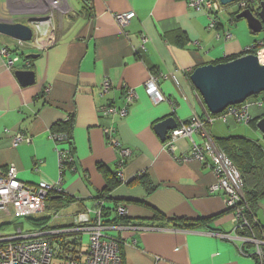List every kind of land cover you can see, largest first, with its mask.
Returning <instances> with one entry per match:
<instances>
[{"label":"crops","instance_id":"crops-1","mask_svg":"<svg viewBox=\"0 0 264 264\" xmlns=\"http://www.w3.org/2000/svg\"><path fill=\"white\" fill-rule=\"evenodd\" d=\"M188 1L91 0L88 12L73 17L71 25L44 50L25 43L29 50L24 51L20 40L0 33V46L7 45L13 55L20 56L8 67L0 53V169L15 164L19 178L28 184L58 181L61 163L57 147L67 149L72 144L73 163L69 168L65 165L62 177L65 193L77 201L65 205L72 210L63 214L64 222L51 221V225L68 226L76 213L95 210L103 200V223L108 234L121 241L125 264H257L254 245L244 247V243H253L239 236L226 194L210 190L217 180L212 168L196 159H176L191 154V139L179 138L178 149L171 153L155 125L169 117L178 125L194 114L212 117L191 81L193 70L245 55L248 48L264 43V27L254 33L247 20L237 17L234 4L210 15L211 11L193 8ZM12 9L10 0H0V20L11 14L12 18L27 16L23 10ZM132 10L136 16L121 28L114 15ZM48 11L46 8L43 18L49 19ZM37 19L33 17L28 24L34 30V41L39 35L32 21ZM44 21L42 28L46 27ZM226 32L231 38L224 37ZM18 70H32L34 81L23 84ZM152 74L159 77L166 98L161 103L145 88ZM105 78L114 86L103 93ZM124 83L138 91V98L128 115L105 116L99 107L123 105ZM250 113L255 118L264 113V107L252 105ZM70 116L74 122L71 143H57L51 130ZM112 121L132 156L120 175L122 181L112 176L106 190L108 181L98 164L116 169L117 150L108 144L104 132ZM235 122L233 116L226 120L215 117L208 128L215 142L230 135L248 137ZM6 129L23 132L31 141L15 147ZM248 135L252 139L256 135L254 139L264 146V135L259 137L256 131ZM113 182L117 183L114 187ZM153 186L155 190L148 193ZM105 190L108 196L100 199ZM46 206L37 217H52L56 209L48 201ZM120 206L126 209L122 216L130 222H114L120 217ZM256 215L264 226V196L256 206ZM202 218L211 219L191 227L179 226L176 221Z\"/></svg>","mask_w":264,"mask_h":264},{"label":"built area","instance_id":"built-area-1","mask_svg":"<svg viewBox=\"0 0 264 264\" xmlns=\"http://www.w3.org/2000/svg\"><path fill=\"white\" fill-rule=\"evenodd\" d=\"M188 5L198 10H209V14L219 12L224 8L220 0H189ZM238 10L257 7L255 0H239L234 3ZM136 16L135 11L116 13L115 20L121 28L130 24ZM41 20L32 21L36 27V34L39 35L35 41L23 42L31 43L40 50L47 49L56 40V27L52 19L45 28H42ZM214 23V21H212ZM220 37L221 35L218 34ZM232 34L226 32L224 37L231 38ZM146 41V38L144 39ZM198 44V43H197ZM256 46V45H255ZM250 47L247 51L255 48ZM0 53L5 59L8 67H13L20 60L19 55L13 52L7 45L0 46ZM261 62H264V46L257 48L255 53ZM159 77L152 74L145 82V88L150 97L156 102L161 103L166 100L159 85ZM113 81L105 78L103 81V93L108 92L113 87ZM124 89V101L122 106L114 104L99 107V111L107 117L113 118L114 115L126 116L132 103L138 98V91L129 85H122ZM101 93V94H103ZM257 105L264 107V94L248 98L245 102L232 105L226 108L221 116L225 120L233 116L238 122L249 123L254 117L250 113V107ZM215 117L202 118L199 114H194L190 119L181 122L176 128L172 129L165 141V147L174 153L178 149L177 141L181 137L190 138L192 150L190 155L179 156V162L196 159L209 165L216 175V182L210 187L213 192L222 191L227 197V206L232 209L234 214L235 226L249 225L245 217V211L249 208L243 192V179L239 169L231 158L219 147L212 138L207 124H212ZM12 139V144L18 147L21 143L30 142V137L23 132H12L6 129ZM104 132L108 139V144L117 150L116 168L122 175L126 162L132 156V150L126 147L117 136V127L114 121L106 127ZM196 135L199 140H196ZM51 138L57 143H68L64 133L51 132ZM61 163V177L58 181H41L37 184H28L19 178V170L15 164H10L6 169H0V218L6 223L7 217L14 216H36L47 208V198L51 193L57 195L64 193L63 171L67 162L73 161L71 149L57 147ZM104 202L99 201V207L95 210L86 209L76 213L71 219V223L65 227H36L33 230L23 231L18 228L14 233L5 234L0 226V264H123L121 253V241L112 237L107 232V227L103 223ZM126 213L123 206L118 207V215ZM58 211H54L52 218H57ZM52 221V220H51ZM4 222L0 225L4 224ZM236 228V229H237ZM85 235L88 240L85 241ZM241 236V238L252 242L254 245V256L257 264H264V233L257 238L255 234L251 236Z\"/></svg>","mask_w":264,"mask_h":264},{"label":"water","instance_id":"water-1","mask_svg":"<svg viewBox=\"0 0 264 264\" xmlns=\"http://www.w3.org/2000/svg\"><path fill=\"white\" fill-rule=\"evenodd\" d=\"M224 6L239 0H220ZM238 18L247 20L254 32H261L264 27V0L260 3L259 11L250 8L241 10ZM0 33L14 39L28 42L33 39V28L25 23L0 20ZM37 57L38 54H29ZM17 75L23 84L34 81L35 73L31 70H18ZM191 81L199 91L208 110L220 114L229 106L238 105L248 98L264 93V62L258 55L248 53L227 62L208 63L195 68ZM173 117L160 121L155 128L161 139L165 141L169 130L177 127ZM258 129L264 135V116L258 121Z\"/></svg>","mask_w":264,"mask_h":264},{"label":"trees","instance_id":"trees-1","mask_svg":"<svg viewBox=\"0 0 264 264\" xmlns=\"http://www.w3.org/2000/svg\"><path fill=\"white\" fill-rule=\"evenodd\" d=\"M90 1L91 0H88L86 2V4L88 5V9L91 8ZM258 7H259L258 9L253 7H251V9L257 12L260 9V5ZM240 11L241 10H238L236 15ZM258 46L259 45H256L254 49L250 51H246L245 53L246 54L256 53ZM235 58L237 57L225 58L223 60H219L213 63L217 64L220 62H227ZM255 96H251L250 98ZM222 113L220 114L211 113V116L217 118L218 116H221ZM263 116L264 113L259 116H256L251 122V124L255 128H258V121ZM73 124L74 122L72 120V117L70 116L69 120L58 123L57 126H55L51 130V132L64 133L67 142L71 143ZM207 127L210 128V124H207ZM216 142L224 150V152L231 158L233 163L239 169L243 179V192L245 195L246 203L249 206V208L245 211V217L248 220L249 225H240L237 228V231L242 236H251L255 234L257 238H260L263 236L264 226L261 225L257 220L256 206L258 205L259 200L264 196V146L258 140L241 135H230L227 137H222L217 139ZM69 148L71 149V153L74 154V148L72 144H69ZM72 163L73 161L66 163L68 168L72 166ZM98 168L101 172H103L105 178L108 181L106 190L110 186L112 176L116 177L118 181L120 182L122 181L117 168L111 171L103 163H99ZM142 178L143 177L140 176L139 180H141ZM116 184L117 183L113 182L111 186L114 187ZM155 188H156L155 186L149 187L148 193L153 192ZM106 190L101 194V196L99 197L100 199H105L108 196L106 195ZM47 201L49 202L51 208L56 209L55 211H59L62 208H64L65 205H69L70 203H73L74 201L76 202L77 200L74 199L73 197H70L64 192L59 195H57L56 193H51L48 196ZM28 219H30L31 223L37 225L36 227H43V226L52 227L50 224L52 219L51 216H46V217L30 216ZM115 219H116L114 221L115 223L130 222V220L126 218V216H120V217L117 216ZM208 219L211 218H202L201 220L176 219V221L178 222L179 226L191 227L198 224H205L208 222ZM0 226L2 227L3 224H1ZM247 245L253 247V244L244 243V247ZM121 253H122V247H121ZM122 256H123V264H125L123 253Z\"/></svg>","mask_w":264,"mask_h":264},{"label":"rangeland","instance_id":"rangeland-1","mask_svg":"<svg viewBox=\"0 0 264 264\" xmlns=\"http://www.w3.org/2000/svg\"><path fill=\"white\" fill-rule=\"evenodd\" d=\"M59 1H60V6H59ZM87 1L88 0H10V3L13 7L12 10L17 9V12H19V10H23V12H26L25 15L27 16L17 15L16 18H12V14H11L9 16L10 17L9 19H3V20L21 21L26 24H30V21L32 20L33 17L39 18L37 20H41V19L45 20L46 18L43 17H45L46 15V8H47L49 10L48 12L51 13V16L49 17L52 18L54 16L55 22L53 23V25L56 27V36L58 37L59 34H62L63 30H66L71 25V23L73 22L72 21L73 17L75 18L79 16L80 12H84V13L88 12L89 9H88V5L86 4ZM261 1L262 0H255L257 9L259 8L258 6L260 5ZM233 4L234 3L229 4L228 6L231 7ZM40 15H44V16L39 17ZM27 44H25V46H21V49H23L24 51H28L29 46L27 47ZM235 125L238 127V130L240 131L245 130L247 132L246 136L248 137H249L248 133L252 134L255 133V131L259 137H262L263 135L261 130L258 128L256 129L252 124L245 122H235ZM252 136H254L253 139L257 138L256 135H252ZM69 210L72 209L70 207L61 209L58 214L59 216L57 218H52L53 224H56L57 222H64L66 218L63 217L64 216L63 214ZM28 218L29 216H24V215L8 217L6 221H8L9 223L4 222L5 220L0 218L1 223L4 222L3 226L1 227V231L5 234H8V233H14L15 231H17L19 227L23 228V231L35 229L37 225L31 223L30 219ZM84 240L85 241L88 240L87 235H85Z\"/></svg>","mask_w":264,"mask_h":264},{"label":"bare ground","instance_id":"bare-ground-1","mask_svg":"<svg viewBox=\"0 0 264 264\" xmlns=\"http://www.w3.org/2000/svg\"><path fill=\"white\" fill-rule=\"evenodd\" d=\"M46 24L49 22V20L48 19H45V21H44ZM33 40V39H32ZM31 40V41H32ZM256 45H258V44H256ZM264 45H263V43H261L259 46H258V48H261V47H263ZM12 56H14V55H12ZM167 139V138H166ZM166 139H165V141H166ZM191 150H192V148H191ZM9 217H14V215H10ZM8 218V217H7Z\"/></svg>","mask_w":264,"mask_h":264},{"label":"flooded vegetation","instance_id":"flooded-vegetation-1","mask_svg":"<svg viewBox=\"0 0 264 264\" xmlns=\"http://www.w3.org/2000/svg\"><path fill=\"white\" fill-rule=\"evenodd\" d=\"M257 6V5H256ZM253 8H257V7H253ZM251 9V8H250Z\"/></svg>","mask_w":264,"mask_h":264},{"label":"clouds","instance_id":"clouds-1","mask_svg":"<svg viewBox=\"0 0 264 264\" xmlns=\"http://www.w3.org/2000/svg\"><path fill=\"white\" fill-rule=\"evenodd\" d=\"M24 42V41H23ZM29 42V41H28Z\"/></svg>","mask_w":264,"mask_h":264}]
</instances>
